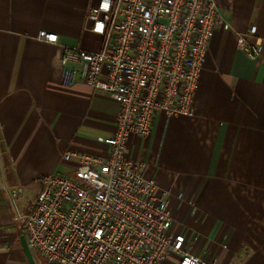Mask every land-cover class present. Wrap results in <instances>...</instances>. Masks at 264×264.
Listing matches in <instances>:
<instances>
[{
	"label": "crops",
	"instance_id": "crops-1",
	"mask_svg": "<svg viewBox=\"0 0 264 264\" xmlns=\"http://www.w3.org/2000/svg\"><path fill=\"white\" fill-rule=\"evenodd\" d=\"M216 2L228 27L216 25L208 42L193 115L157 113L150 135L129 136L125 155L171 193L185 252L216 264H264V0ZM95 3L0 0V264H29L9 193L27 213L38 176L74 168L64 152L107 154L97 138L113 134L118 104L82 80L64 85L60 63L68 47L101 49L86 19ZM251 26L262 39L255 59L238 46ZM41 30L57 41L39 40Z\"/></svg>",
	"mask_w": 264,
	"mask_h": 264
},
{
	"label": "built area",
	"instance_id": "built-area-1",
	"mask_svg": "<svg viewBox=\"0 0 264 264\" xmlns=\"http://www.w3.org/2000/svg\"><path fill=\"white\" fill-rule=\"evenodd\" d=\"M86 19L101 36V49L66 48L62 83L82 80L115 101V129L97 138L106 156L66 151L62 159L75 161L70 172L38 176L27 213L18 212L16 191L9 193L32 256L46 264H162L169 255L175 264H216L184 251V235L173 230L171 193L125 155L129 136L150 135L157 113L193 115L208 42L216 25L228 27L216 0H96ZM37 38L54 43L57 34L41 30ZM238 46L259 56L262 39L254 26ZM188 204L193 216L195 203Z\"/></svg>",
	"mask_w": 264,
	"mask_h": 264
},
{
	"label": "water",
	"instance_id": "water-1",
	"mask_svg": "<svg viewBox=\"0 0 264 264\" xmlns=\"http://www.w3.org/2000/svg\"><path fill=\"white\" fill-rule=\"evenodd\" d=\"M20 241H21V245H22V249H23V252H24V255L28 261L29 264H35V261H34V258L27 246V243H26V238L25 236H21L20 237Z\"/></svg>",
	"mask_w": 264,
	"mask_h": 264
},
{
	"label": "rangeland",
	"instance_id": "rangeland-1",
	"mask_svg": "<svg viewBox=\"0 0 264 264\" xmlns=\"http://www.w3.org/2000/svg\"><path fill=\"white\" fill-rule=\"evenodd\" d=\"M35 264H46L45 261L40 256H34ZM167 264H175V259L170 255L165 260Z\"/></svg>",
	"mask_w": 264,
	"mask_h": 264
}]
</instances>
